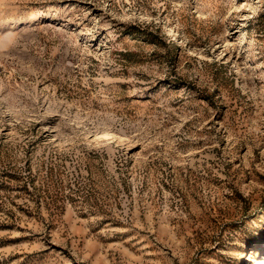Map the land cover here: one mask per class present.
<instances>
[{
	"label": "rangeland",
	"instance_id": "rangeland-1",
	"mask_svg": "<svg viewBox=\"0 0 264 264\" xmlns=\"http://www.w3.org/2000/svg\"><path fill=\"white\" fill-rule=\"evenodd\" d=\"M0 264H264V0H0Z\"/></svg>",
	"mask_w": 264,
	"mask_h": 264
}]
</instances>
